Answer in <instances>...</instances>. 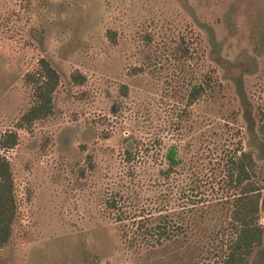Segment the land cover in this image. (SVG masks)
I'll return each instance as SVG.
<instances>
[{
  "label": "rangeland",
  "instance_id": "1",
  "mask_svg": "<svg viewBox=\"0 0 264 264\" xmlns=\"http://www.w3.org/2000/svg\"><path fill=\"white\" fill-rule=\"evenodd\" d=\"M42 58L54 111L17 129ZM263 123L264 0H0V136L19 133L0 264H220L241 151L264 197Z\"/></svg>",
  "mask_w": 264,
  "mask_h": 264
},
{
  "label": "trees",
  "instance_id": "2",
  "mask_svg": "<svg viewBox=\"0 0 264 264\" xmlns=\"http://www.w3.org/2000/svg\"><path fill=\"white\" fill-rule=\"evenodd\" d=\"M39 69L27 75L33 87L34 102L16 122V128L30 129L36 120L50 116L54 111V94L60 84L61 76L58 70L46 58L39 61ZM76 83H83L85 76L79 71L71 74ZM212 86L211 77L204 85L195 86L190 93V99L196 100L199 95ZM17 129L6 131L0 136V149L10 150L19 142ZM261 131L264 134V123ZM176 147H171L167 158L170 169L180 163ZM229 183L237 188L234 194L231 210L233 235L226 240L224 253L220 264H250V256L255 247L264 238V228L260 224V213L264 203L263 186L257 177L256 161L251 152L241 151L229 160ZM15 182L10 160L0 153V247L11 237L12 225L17 214L15 197ZM160 229V235L166 233L165 226L157 225L153 231Z\"/></svg>",
  "mask_w": 264,
  "mask_h": 264
}]
</instances>
